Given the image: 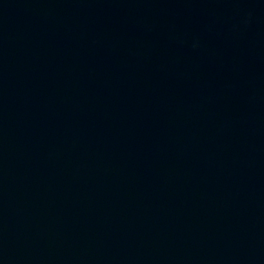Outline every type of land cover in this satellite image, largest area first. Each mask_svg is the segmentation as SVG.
<instances>
[{"label": "water", "instance_id": "obj_1", "mask_svg": "<svg viewBox=\"0 0 264 264\" xmlns=\"http://www.w3.org/2000/svg\"><path fill=\"white\" fill-rule=\"evenodd\" d=\"M0 264H264V0H0Z\"/></svg>", "mask_w": 264, "mask_h": 264}]
</instances>
